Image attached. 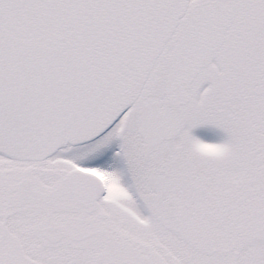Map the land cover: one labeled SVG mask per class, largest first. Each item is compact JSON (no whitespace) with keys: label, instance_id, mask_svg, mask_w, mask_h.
Masks as SVG:
<instances>
[{"label":"snow or ice","instance_id":"obj_1","mask_svg":"<svg viewBox=\"0 0 264 264\" xmlns=\"http://www.w3.org/2000/svg\"><path fill=\"white\" fill-rule=\"evenodd\" d=\"M0 264H264V0H0Z\"/></svg>","mask_w":264,"mask_h":264}]
</instances>
